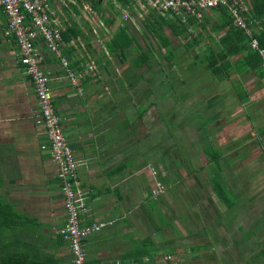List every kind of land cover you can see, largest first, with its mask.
I'll return each instance as SVG.
<instances>
[{
    "label": "crops",
    "instance_id": "obj_1",
    "mask_svg": "<svg viewBox=\"0 0 264 264\" xmlns=\"http://www.w3.org/2000/svg\"><path fill=\"white\" fill-rule=\"evenodd\" d=\"M101 1H103L104 8H106L105 4L111 2ZM140 1L146 7L145 0H134L130 8H121L118 2L115 5L112 1L116 10L111 11L109 8L108 11L110 18L115 22L113 26H109L103 18V23L99 20L104 26L97 27L100 38L106 37L104 40L108 41L113 35L115 24L122 27L127 24V31L137 37L134 33L143 27L142 21L151 11L148 8H142ZM55 2L56 0L54 4ZM72 9V11L64 10V15L63 13L58 14L61 21L64 25L73 23L85 29L84 25L87 24L82 22L81 12L78 13L76 8ZM125 12L129 16L127 20L123 19ZM109 13H101V16L105 18ZM62 15L64 20L63 17L61 18ZM218 17L216 12H207L205 19L208 23L203 20L189 28L188 32L191 37L198 39L196 48L201 45L200 43L207 46L206 49L215 48L214 41L219 44V38L223 32L212 31ZM5 28L6 18L0 10V199L16 214L24 218L22 226L11 232L9 237L21 243L22 248L27 247L28 249L29 245L32 246V251L40 257L54 256L56 264H72L69 246L58 235V230L66 224L64 199L57 180V169L48 151L40 148L46 142V137L44 128L36 124L37 98L20 63L18 46L12 36L5 35ZM164 32L170 39V47H181L182 37L176 38L172 29L168 27L164 28ZM204 39L208 41V45ZM105 42H102V46H96V41L89 39L90 48H87L81 38L63 40L62 54L69 60L70 69L74 73L82 71L88 63V57L84 54L85 49L95 62V72L78 79L76 85L61 67L59 60L49 53L43 44L38 43L43 53L41 67L49 78V85L54 95V107L62 119V132L79 164L77 174L87 199V212L83 216V223L115 221L112 226L86 239L84 248L87 262L89 264H129L136 261L134 252L137 249L146 252L141 260L148 262V252L157 251L158 246L167 237L164 227L166 226L165 229H167L169 223L160 224L159 219H162V216H168L169 213L174 218L178 217L180 213L172 212V208L183 207V203L185 205L188 203L184 198L186 194L181 196L176 193L186 177H194L193 181L189 179L191 183L186 184H190L191 192L195 191L197 194V196L192 195L191 200H195L196 197L197 201H201L204 197V202L215 208V199L210 195V193L216 195L210 184V179L213 181L216 179V173L211 171V165L215 163V160L230 159L237 154L239 156L237 161H247L257 156L255 154L257 150L259 154L263 151L254 150V146L251 145L253 144L251 134L249 137L248 123L256 121L254 114L244 117L241 113L243 110L251 111L253 108V111L259 113L258 117L256 116L258 121L264 119V75L262 72L259 74L247 72L242 75L232 74L229 77V79L232 77L237 80L241 79V82L248 79L253 86L247 89L239 84V87H235L238 90L235 94L233 93L238 99L237 103L234 106L228 103L229 110L214 109L217 120L212 121L215 124L212 138L208 139L209 141L203 140V144L206 142L210 147L214 145L218 150L206 151V147L203 151L197 147L194 158L199 159V155L202 154L205 158L202 157L201 160L209 161L206 166L200 167L201 169L188 172L185 170L187 169L186 162L182 160L178 164L179 167L177 164L172 165V161L167 162L174 159L169 158V152L173 151V147H169L170 143L164 141V135L168 128L180 129L184 121H186L184 126L190 128L192 136L202 129L193 121L188 122L186 119L191 118L189 114L196 112L195 108L190 106L195 95L181 92L173 86L174 84H170L169 88H161L165 89L161 91L153 86L154 81L148 80L142 74V71L146 69L144 66H141L140 72H137L140 68L134 69L133 62L140 55L139 49L146 47L142 38L137 37L138 43L131 48L133 49L131 54L128 53L129 55L121 59L106 50ZM162 52L165 53V49H162ZM153 58L151 56L149 62H153ZM233 58L235 61L240 56H233L230 60L232 61ZM123 61H126L124 67L118 64ZM170 73L171 71L168 74ZM215 90V92L211 90L203 100L211 104L226 106L225 92L222 89L215 88ZM200 96L197 94L196 98ZM219 98L221 100L216 102L215 100ZM234 119L239 120L240 127H235L236 120ZM158 121L162 124V127L160 126L161 135H163L161 142L150 143L147 155L149 160L146 159L144 163H140L141 154L136 146L143 147V143H148L146 139L151 135L152 130L158 134L155 128ZM228 134H231L234 139L228 137ZM204 138L206 137H201V139ZM240 138H245L244 142H236ZM159 143L162 146L157 151L156 144ZM194 143L192 142V145ZM141 153L143 154L142 151ZM210 153L214 154L213 159ZM170 166L172 169L169 173ZM149 167H153L158 172V180L167 186V192L158 199L152 198L151 195L154 178ZM204 174L209 176L204 179L202 178ZM186 185L182 188H186ZM173 194L175 198L171 197ZM238 194L239 197L242 195L241 192ZM241 199L243 200L240 202L234 201L231 208L225 206V201L222 202L223 205L220 204L224 209L223 219H229L225 230L226 233L230 231L232 237L227 235L223 237L224 243H229L230 240V245H232L230 250H233L234 246L232 240L237 241L236 232L244 236L243 229L238 223L241 217L249 223V202L246 198L241 197ZM206 203H204L205 206ZM183 215L188 223L180 220L177 224L178 229L180 230L181 226L183 228L185 224L188 225L187 228L191 227L190 231H192L193 219L187 215V212ZM159 216L160 218H157ZM224 223L226 224V221ZM250 223L255 226L250 228L253 230L256 228L257 233L261 235L258 216ZM162 231L163 234L160 233ZM188 232L185 235L181 234L182 237H177V242H180V246L183 247L178 252L177 245H175L180 255L179 260H185L181 258V255L198 253L196 254L197 259L187 261L189 264L201 263L205 261L201 258L202 254L208 255L209 251L210 253L215 252L217 244L213 239H217L216 232H212L208 227L203 232L192 231L193 233L190 234ZM218 234L221 236L220 233ZM197 235L200 236V240L194 243ZM203 238L208 243L201 242ZM206 262L210 263L209 260Z\"/></svg>",
    "mask_w": 264,
    "mask_h": 264
},
{
    "label": "rangeland",
    "instance_id": "obj_2",
    "mask_svg": "<svg viewBox=\"0 0 264 264\" xmlns=\"http://www.w3.org/2000/svg\"><path fill=\"white\" fill-rule=\"evenodd\" d=\"M83 6H86L92 9L91 2L89 0H81L79 4L77 3L76 6L71 5L69 6V8L65 7L64 9L66 11H69V10L72 11L73 10L72 8L75 7L78 10V13H80L79 9L84 10ZM105 7L107 8V10H109L108 4L107 5L105 4ZM62 13L64 15L65 11H62ZM95 13L98 16L96 17V21L98 22L99 20H101L103 23L101 14L97 12ZM63 15L61 16V18L63 17V20H64ZM81 19H82V22L86 23L88 27L90 28V32L85 31V33H88V38L91 40H95L91 33L92 25L88 24V22L86 21L84 17H82ZM207 33L209 32L207 31ZM134 34L137 37L142 38L146 43L148 42V39L144 35L143 27L140 28L139 31H136ZM104 39H106V37L101 39L103 43L105 42ZM185 39L181 38L182 40L181 47L173 48L169 46L167 57L171 59L170 62L164 63V60L162 59V57H159V56L164 55L165 53L160 52L161 54L153 55L154 57L153 62H146L143 65L146 69L144 70L142 69L143 70L142 74H144L148 80L151 79L152 81H154L153 86L155 88H158V89H161L163 87L169 88L172 84H174L173 86L179 89L181 92H188L189 94L195 95L194 100L191 102L192 105L190 106H193L196 112L192 115L189 114L191 118H186V119L188 120V122L193 121L196 125H198L202 129L199 132H197L194 136H192L190 133L191 132L190 128L184 126L186 124V121H184V123L181 124L180 129H176L175 127L168 128L167 129L168 133L165 132V135H164V138H165L164 141H167L168 143H170L169 147L170 146L173 147V151L169 152V158L172 157L174 159L173 160L168 159L169 161L167 162L172 161V165L177 164L178 166V164L182 160L186 162V166H187L186 168L188 170L187 169L185 170L188 172L189 171L192 172L193 170L195 171V170L201 169L200 167L202 166H206V163L209 161V160L206 161V159L201 160V158L204 157L202 154L199 155L200 156L199 159H195L198 157L194 158V156H196L195 151L197 147H199L203 151L204 149H206V147H207L206 151L218 150V148L214 145L210 147L209 144H207L206 142L203 144L204 142L203 140L209 141L208 139L212 138L211 135L213 133V128L215 125L213 124L212 121L217 120V114L214 111V109L229 110V107H230L229 104L234 106V104L237 103V100H238L233 95V93L235 94V92L238 90L235 87H239V84L240 85L242 84L247 89H250L253 86V84L248 79L241 82V79L237 80L234 77H232V79L224 78L223 79L224 81L219 80L216 76H213L211 73L207 72L205 69V65L203 61L206 55L207 46L205 45L203 46V43H200L201 45H199L198 48L193 46L190 50H185L183 48ZM204 41L206 40L204 39ZM82 42L83 44L86 43L85 40H82ZM215 42L216 41H214L213 45L215 47H218L219 46L218 42L216 43ZM103 43L101 44L95 43V45L102 46ZM206 45H208V41H206ZM140 50L141 49H139V51ZM132 51L133 49L132 50L130 49L128 53L131 54ZM147 53L149 55V58H151L150 51H148ZM155 56L157 58H155ZM232 61H234V58ZM118 64L124 67V65L126 64V61H123V63H118ZM140 71H141V68L137 70V72H140ZM169 71H171L173 75L171 73L168 74ZM162 74L164 75L161 76ZM171 76H172V79H170ZM215 88L218 90L222 89L223 92H225L226 96L224 97L225 98L224 100L227 103L226 106L224 104L218 105L217 103H214L215 101L217 102L218 100H221L220 98L216 99L213 102L214 104L208 103L206 102V100H203L205 96H208L210 94L211 90L213 92L217 91L215 90ZM162 90H165V89H161V91ZM197 94H200L201 96L196 98ZM123 96H125V94ZM239 106L241 105L239 104ZM252 109L251 111L243 110L241 114L244 117L245 116L250 117L254 114L253 117L256 119V121L248 123L249 137L251 134L250 138H251V141L253 142V144H251L254 146L253 149L254 150L261 149L263 151H261V153L259 154L257 150L255 152L257 156H254V158H252L251 160L237 161L239 156L236 154L230 159H226L222 161H219L221 159H217V161L213 165H211V169H212L211 171L216 173V179L214 181L210 179L211 180L210 184L212 188H215L216 183L218 182L220 184L219 187H221V189L223 190V193L226 194L228 200L232 201V203L234 201L240 202L241 200H243L241 199V197H243L244 199L246 198V200H248L249 202V207H248L249 223L246 222L241 217V221H239L238 223H240L243 229L242 232H244V236H240V234L236 232L237 241L232 240V243L234 245L233 250H230L232 246L230 245V240H229V243H224L225 239L223 236H226V235L230 237L232 236L230 234V231L226 233V230H225L226 227H228L227 224L229 223V219L224 220L222 217V212L224 211V209L223 207H221L220 204L223 205L222 203L223 201H221L218 198L216 191H215L216 195H214L213 193H210L211 197L215 199L214 203L216 202V204L214 205L217 206V207L215 206V208H212L209 204L204 202V197L203 199L201 198L202 199L201 201H197L196 197H195V200L194 199L191 200L192 195L197 196V194H195V191L191 192L192 188H190L189 186L190 184L188 185L186 184L191 183L194 180V177H188V178L186 177L184 181L182 182V184L179 185L180 186L179 191L176 193H178V195H181V196H184L186 194L184 198L188 201V203L186 205L185 203H183L184 208L179 207V206L172 208L173 210L172 212L175 211L177 213H180L178 214V217L175 216L174 218V216H172L169 213L168 216L165 215L161 217L162 219H159L160 224H163L165 222L169 223L167 225V229H165L166 226L164 227L165 236L167 237L163 239V242L158 246L159 249L157 251L155 250L154 252H151V251L148 252L149 253L148 254L149 256L147 257L149 260L148 262L141 260L140 257L134 256L136 258V261L131 262L129 264H189L187 260L197 259L198 256L196 254L198 253L181 255V258H185V260H179L180 255L178 254V252H179V249L183 247L180 246V242H177L178 241L177 237L179 236L182 237L181 234L185 235L188 231H189L188 232L189 234L193 233L192 231H195V232L206 231V227H208V229H211L212 232H216L215 235H217L216 236L217 239H213V240L215 241L217 245H215V252L210 253L211 251H209V254H208L209 256L202 254L201 258L205 261L198 263V264H208L206 262L208 260L210 261L209 264H264V175H262V173L264 172V127L262 126L264 125V119L258 121L257 114L259 115V113L253 111ZM234 120H236V122H234L236 123L235 127H240L241 123L239 122V120L237 119H234ZM242 123L245 124L244 122ZM160 126L162 127V124L160 122L156 124L155 128L158 134H156L155 131L152 130L151 135L146 139L148 143H143V147H141V145L136 146L137 151H139L140 152L139 154H141V157L139 159L140 163H144L146 159L149 160L147 155L149 153L148 151L151 145L150 143H153L156 141L161 142L160 139L163 137V135H161ZM201 137H206V138L201 139ZM228 137L233 138L231 134H228ZM250 138H247V139H250ZM176 139L178 140L180 139L179 140L180 142ZM244 139L245 138H240L237 141L236 140L235 141L238 143H241V142H244ZM176 141H178V143ZM235 141H234V144H235ZM192 142H195V143L192 145ZM161 146H162L161 143L156 144V147L158 148L157 151H159V148ZM141 151L143 152L145 156L141 153ZM250 157H252V154H250ZM216 167H218L217 169L219 171L216 169ZM207 168L210 169V167H206V169ZM171 169H172V166L168 168L169 173ZM228 169H231V170H228ZM212 172L210 174H212ZM221 172H222V175H221ZM204 175L205 176L202 177L204 179H206L207 176H209L207 174H204ZM202 178L200 179L202 182H204ZM189 179H192V181ZM185 185H186V188H182V186H185ZM244 186H246V188H244ZM194 188L195 187H193V189ZM240 189H243V190L239 191ZM166 192H167V186H166L165 193ZM239 192L242 193L240 197L238 194ZM174 196H175L174 194L171 195V197L175 198ZM158 198L159 197H157L156 199ZM204 203H206V206ZM184 212H187V215L190 216L191 219H193L192 231H190L191 227L187 228L188 225H185L184 223H183L184 224L183 228L181 226L180 230L178 229L177 224L180 222V220L181 222H186V224L188 223L187 219H185V216L183 215ZM257 216H258V221L260 223L259 228L261 229L260 230V232L262 233L261 235L257 233L256 228H254V230L250 228L254 226V224L250 223V221L252 222L254 218H256ZM157 218H160V216ZM225 221H226V224L224 223ZM189 225L191 226V224ZM185 229L186 231H183ZM160 233L163 234V231ZM218 233H220L221 236ZM9 234L10 233H7L8 236ZM199 238L200 236L197 235V238L195 239L194 243L198 242L200 240ZM9 239H12V237H10ZM201 242L208 243V241L205 238H203ZM175 245H177L178 252L176 250ZM38 252L39 251H37V253ZM164 257H166V260L164 259Z\"/></svg>",
    "mask_w": 264,
    "mask_h": 264
},
{
    "label": "built area",
    "instance_id": "obj_3",
    "mask_svg": "<svg viewBox=\"0 0 264 264\" xmlns=\"http://www.w3.org/2000/svg\"><path fill=\"white\" fill-rule=\"evenodd\" d=\"M79 1L81 0H56L54 4V0H0V10L6 18L5 35L14 38L19 49L20 63L37 98L36 124L44 128L46 137V142L40 148L48 151L57 169V180L66 213V224L58 230V235L69 246L72 264H89L84 248L86 239L112 226L115 221L83 223V216L87 212V199L77 174L79 164L62 132V119L54 107V95L49 85V78L41 67L43 53L38 45V43L43 44L47 51L59 60L61 67L75 85L78 79L95 72V62L84 47L88 63L82 71L77 73L70 69L69 60L62 54L64 45L62 35L67 25L63 24L58 14L62 13L65 7L76 6ZM113 1L117 5L118 0ZM145 2L146 7L140 1L142 8L153 10L162 17L179 19L182 23L188 19L200 22L210 9L224 7L233 26L243 30L250 37L249 49L259 56L260 67L264 71V48L259 45L257 39L252 37L247 24L246 14L250 0H145ZM83 9H79L82 17L92 25V36L96 43L101 44L102 40L97 27H104L103 24L96 21L97 14L93 9L86 6H83ZM127 17H129L128 13L125 12L123 19L127 20ZM149 171L154 178L151 195L156 199L165 194L166 186L158 180L159 174L153 167H149ZM166 257H164L165 260Z\"/></svg>",
    "mask_w": 264,
    "mask_h": 264
},
{
    "label": "trees",
    "instance_id": "obj_4",
    "mask_svg": "<svg viewBox=\"0 0 264 264\" xmlns=\"http://www.w3.org/2000/svg\"><path fill=\"white\" fill-rule=\"evenodd\" d=\"M89 1L95 12L99 14L109 13V11L104 8L103 1ZM109 1L111 2H108V7L111 11H115L116 8L112 0ZM118 3L121 8H130L134 0H118ZM73 8L75 9V7ZM207 12H216L219 15L216 25L212 27V31L216 33L221 31L223 35L219 38V47H210L206 49V55L203 61L206 71L216 76L219 80L229 78L232 74L242 75L247 72H254L257 74L262 72L264 75V71L260 69L259 56L249 49L250 37L243 30L233 26L232 20L226 9L224 7H219L210 9ZM102 18L107 25L113 26L115 21L110 18V13L106 15L105 18L102 15ZM246 18L252 37L257 39L259 45L264 48V0H250ZM203 20H205V23L207 22L205 15ZM196 23L199 22L193 19H188L185 23H182L179 19L173 20L168 17H162L151 10L148 17L142 21L144 35L148 39V42H145V49L141 47L138 59L133 62L134 68H141L146 62H149L148 51H150V55L153 56L161 54L160 52H162V49H165V54L159 57H162L164 62H170L171 59L167 57L170 39L165 35V27L172 29L176 38H186L183 48L185 50H190L198 43V39L192 38L191 34L188 32L189 28L195 26ZM126 25L124 24L122 27L116 26L115 24L112 37L105 42L106 50L120 59L127 55L134 44L138 43L137 37L127 32ZM84 27L85 29H81L77 24L73 23L67 25L65 33L62 35L63 40L69 41L71 39L81 38V40L86 41L87 48H90L89 38L85 36L88 35L85 31L90 32V29L88 25H84ZM236 55L240 56V58L231 61L230 58ZM210 157L213 159L214 154L210 153ZM219 185L220 184L217 182L214 188L218 198L223 202L225 201V206L231 208L233 205L232 201L228 200L226 194L223 193ZM23 220L24 218L22 216L16 214L9 205L0 199V264H56L57 261L54 256L49 255L40 257L38 254L34 253L35 251H32V246L29 245L28 249L27 247L22 248L20 245L21 243H18L14 238L9 239L10 237L7 233L14 232L17 228L21 227ZM145 253V251L137 249L134 255L135 257L142 258Z\"/></svg>",
    "mask_w": 264,
    "mask_h": 264
}]
</instances>
